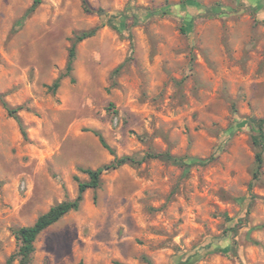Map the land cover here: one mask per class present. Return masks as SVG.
Segmentation results:
<instances>
[{
  "label": "rangeland",
  "instance_id": "obj_1",
  "mask_svg": "<svg viewBox=\"0 0 264 264\" xmlns=\"http://www.w3.org/2000/svg\"><path fill=\"white\" fill-rule=\"evenodd\" d=\"M0 0V264L14 230L77 196L82 169L168 153L102 174L36 239L30 264H264V150L252 180L250 119L264 118V0H88L128 19L130 36L80 0ZM26 16V17H25ZM188 26L183 33L181 28ZM60 78L59 86L52 90ZM10 264H18L15 258Z\"/></svg>",
  "mask_w": 264,
  "mask_h": 264
},
{
  "label": "trees",
  "instance_id": "obj_2",
  "mask_svg": "<svg viewBox=\"0 0 264 264\" xmlns=\"http://www.w3.org/2000/svg\"><path fill=\"white\" fill-rule=\"evenodd\" d=\"M81 7L83 11L87 14H96L100 18V24L95 28L84 31L77 35L70 47L69 54H68V61L65 67V76H70L73 72V64L76 56V46L88 39L93 37L97 31L104 27L109 26L113 30H115L118 34H123L125 32L128 33L130 36V27L137 23V20L140 17L138 11L143 13L144 17H154V16H163L166 14L165 9H136L127 7L123 12H119L116 14L109 15L105 13L100 8H92L88 2V0H80ZM39 0H35L33 5L27 11L26 16L31 14L36 6L38 5ZM25 16V17H26ZM134 19V24L128 25L126 21L128 19ZM188 26H183L181 31L186 33L188 31ZM60 82V78H58L52 85L51 89L54 91L58 88ZM2 99L0 95V100ZM2 107L6 111L7 115L12 117L18 124L21 134L25 137L26 132L22 125L20 118L17 116V109L11 108L8 104H6L3 100ZM248 123L253 126L255 132L251 135V143L253 148L255 149V169L252 174V180L256 181L259 179L261 168L263 166V150H264V118L261 119H250ZM94 135L98 138L101 146L107 150L110 155L114 157L113 161L102 167H99L95 170L92 169H82L80 170L82 173L88 176V181L81 182L78 179L77 181V196L72 201H63L58 203L57 205L53 206L49 209L48 212L39 216L36 221L31 226L21 227L14 230V236L16 240L19 242V246L15 255L10 257L7 261V264H10L15 258L18 259V264H30L32 254L34 253V243L37 237L45 231L48 227L58 222L61 218H63L66 214L71 211H77L80 208V205L83 201V195L87 190H96L100 186L101 176L104 172L109 170H116L124 165H139L142 162L153 160V159H161L163 161L172 162L173 164L187 167L188 165H197L201 164L204 165L205 162L198 160V159H182V158H175L170 156L168 153H146L140 160H137L132 157L123 156L121 158H117L115 156L114 150H112L107 143L105 142L102 135L98 132H94ZM148 264H152L150 261H147ZM79 264H83L80 262Z\"/></svg>",
  "mask_w": 264,
  "mask_h": 264
}]
</instances>
